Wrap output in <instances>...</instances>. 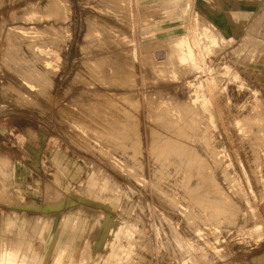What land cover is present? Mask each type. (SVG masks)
Masks as SVG:
<instances>
[{
    "label": "rangeland",
    "instance_id": "rangeland-1",
    "mask_svg": "<svg viewBox=\"0 0 264 264\" xmlns=\"http://www.w3.org/2000/svg\"><path fill=\"white\" fill-rule=\"evenodd\" d=\"M64 1L51 22L39 0L21 3L29 15L19 33L37 37L36 50L58 65L47 97L11 71L12 53L19 69L21 59L38 61L19 56L34 49L13 38V6L0 0V254H13L0 262L60 264L59 240L74 237L65 264H261L264 179L261 189L250 171L260 163L250 166L242 142L264 117V0ZM101 53L125 59L107 63L123 65L118 76L105 75ZM218 211L229 227L204 221Z\"/></svg>",
    "mask_w": 264,
    "mask_h": 264
},
{
    "label": "bare ground",
    "instance_id": "bare-ground-1",
    "mask_svg": "<svg viewBox=\"0 0 264 264\" xmlns=\"http://www.w3.org/2000/svg\"><path fill=\"white\" fill-rule=\"evenodd\" d=\"M2 1H4V0H2ZM7 2H8V4L10 5V6H13L12 7V12L10 13V11H9V15L8 16H10L11 17V22H13V25H11L12 26V29H11V33H13V38L14 37H20V38H23L22 40H25V41H18V42H21V44H23L22 42H26L27 44H26V46L28 47V48H32V49H34V51L33 52H31V51H28L27 49H25V50H27L28 52H25V50L24 51H22V49H20V47L21 46H18V48L20 49V55L19 56H21V54H23V56H27L28 58H36L37 59V61H38V64H31V62L33 61V59H32V61H29L30 59H26L25 57V61L24 60H22L21 59V61H20V64H21V66H22V69H19V68H21V67H18L17 66V63L19 64V62H18V60H19V58H17L16 56H15V54H13L12 53V67H11V71L13 72V74L14 73H16L17 74V72L19 73L20 72V70H22L21 71V78H22V81H24V82H26L27 84H30V85H32V86H34V87H39V88H41L42 90H45L46 91V93L45 94H48L49 96H47V97H50V95H52L53 93H54V90L56 89V86H57V83L59 82V79H60V76H59V70H58V65H56V62L51 58V57H48V55H43V54H40L36 49H38L39 47H38V45H41V44H39L38 43V45L35 43V39L37 38V37H34V36H32V37H30L29 35H26V34H24V32L22 33V32H20L19 33V30H21V31H23V30H26V27L24 26L26 23H25V20L28 18V15H29V12H28V9H29V5H22L21 3H23L25 0H6ZM36 1V0H35ZM115 1H117V0H115ZM60 2H66V1H64V0H39V5H41V6H44L45 7V10L46 9H50V11H48L47 10V19H49V21L51 22V20L52 19H55V21H57V20H60V16H61V12H62V6H61V4H60ZM120 2V1H119ZM31 3H33L32 1H31ZM116 3V2H115ZM117 3H118V1H117ZM8 4H6V6L8 5ZM21 4V5H20ZM114 4V3H113ZM38 5V6H39ZM112 6V5H111ZM8 8V7H7ZM39 8H40V6H39ZM118 8V7H117ZM44 9V8H43ZM71 9V8H70ZM9 10V9H8ZM11 10V9H10ZM32 10V9H31ZM30 10V11H31ZM35 10V9H34ZM108 10H109V8H108ZM41 11V10H40ZM113 11H114V9H113ZM8 12V11H7ZM44 12V11H43ZM42 12V13H43ZM115 12H117V10H115ZM5 13H6V11H5ZM38 13V12H37ZM112 14V13H111ZM114 14H118V13H114ZM112 17V16H111ZM115 17V16H114ZM43 18V17H42ZM117 18V17H116ZM115 18V20L114 21H117V19ZM51 19V20H50ZM22 22H24V23H22ZM62 20V19H61ZM47 22V21H46ZM45 22V23H46ZM121 22V21H120ZM43 23V22H42ZM41 23V24H42ZM48 23V22H47ZM46 23V25H51L52 26V28H54V29H51V27H50V29H51V31L52 30H55V31H57L56 30V27L58 26V25H55V23L54 22H52V23H49V24H47ZM58 23V22H57ZM115 23V22H114ZM117 23H119V21L117 22ZM12 24V23H11ZM58 24H61V23H58ZM9 25V24H8ZM107 25V24H106ZM34 26V25H33ZM45 26V25H44ZM43 25H40L39 24V26H37L38 28L40 27V29H41V31L43 30L44 32H46L47 31V29L49 30V28H47V26H45L44 27ZM114 26V25H113ZM120 26V25H119ZM128 26V25H127ZM9 27V26H8ZM49 27V26H48ZM117 27V26H116ZM25 28V29H24ZM58 28H60V26H58ZM102 28V27H101ZM103 28H105V27H103ZM123 28V27H122ZM121 28V29H122ZM36 28H34V30H35ZM39 29V30H40ZM59 30V29H58ZM98 30H101V29H98ZM6 31V30H5ZM63 31V30H62ZM109 31V30H108ZM9 32V31H8ZM53 32V31H52ZM52 32H50V33H52ZM96 32V31H95ZM6 33V32H5ZM16 35H15V34ZM38 33V32H37ZM37 33H36V35H37ZM47 33V32H46ZM58 34L60 33V31H58L57 32ZM97 33H99V31H97ZM107 33V32H106ZM114 33V32H113ZM117 33V32H116ZM115 33V34H116ZM203 33H204V31H203ZM39 34V33H38ZM53 34V33H52ZM100 34V33H99ZM121 34H123V33H121ZM59 35H61V34H59ZM10 36V35H9ZM8 36V37H9ZM87 36V35H86ZM101 36H104L103 34H101ZM17 37V38H18ZM16 38V39H17ZM90 38V37H89ZM87 39V38H86ZM102 39V38H101ZM10 40H12V39H10ZM35 40V41H34ZM45 40V39H44ZM103 40H105V39H103ZM110 40V39H109ZM102 41V40H101ZM107 41V40H106ZM12 42V41H11ZM16 43V42H15ZM107 43H109V41L107 42ZM18 44V43H17ZM36 44V45H35ZM94 44H96V42L94 43ZM93 44V45H94ZM101 44V43H100ZM99 44V45H100ZM16 45V44H15ZM93 45H92V48H93ZM110 45V44H109ZM108 45V46H109ZM113 45V44H112ZM24 46V45H23ZM26 46H24V47H26ZM43 46V45H42ZM12 47H15V46H10V48H12ZM95 47V46H94ZM100 47V46H99ZM104 47V46H103ZM121 47V46H120ZM125 47V46H124ZM22 48V47H21ZM44 48V47H43ZM98 48V47H97ZM97 48H95L96 49V51H97ZM114 48H116V47H114ZM118 48V47H117ZM18 49V50H19ZM31 49V50H32ZM98 49H100V48H98ZM104 49V48H103ZM11 50V49H10ZM30 50V49H29ZM109 50H110V48H109ZM211 50V49H210ZM11 51H13V50H11ZM17 51V50H16ZM119 51V50H118ZM21 52H24V53H21ZM119 52H121V49H120V51ZM119 52H117V53H119ZM107 53V52H106ZM11 54V53H10ZM25 54V55H24ZM116 54V53H115ZM115 54H111L112 56H114ZM17 55V56H18ZM107 55H109V56H111L110 55V53L109 54H107ZM117 55V54H116ZM8 56V55H7ZM6 56V57H7ZM100 56V58H102L101 60L98 58ZM97 58V61L96 62H98V60H100V62H102V60H103V62H104V64H102V65H100V66H102V67H104V65H105V68H104V72H106V74L105 75H109V76H118L119 74H120V71L122 72V68H119L120 66H122L123 67V62L122 61H124L125 59H122V61L121 60H112V58L111 57H104L105 56V54L104 53H101L100 55H99ZM117 58H119L120 56H116ZM115 57V58H116ZM122 57V56H121ZM130 57V56H129ZM141 57V56H140ZM91 58V57H90ZM95 58V57H94ZM114 58V57H113ZM10 59V58H9ZM18 59V60H17ZM96 59V58H95ZM119 59H121V58H119ZM139 59V58H138ZM93 60V58H91V61ZM94 61V60H93ZM94 61V62H95ZM111 61H113L112 63H114V62H116V61H121L120 63H122V64H120V63H118V64H120V66H118V65H116L117 63H115L111 68H113V67H115V65H116V67H115V69H111L110 68V66H109V68L107 69L106 68V66H107V63H109V62H111ZM191 61H192V59H191ZM83 62V61H82ZM88 62V61H87ZM125 62V61H124ZM34 63H35V60H34ZM99 63V62H98ZM111 63V64H112ZM127 63V62H126ZM87 64V63H86ZM9 65V64H8ZM92 65H93V63H92ZM97 64H95V66H96ZM108 65H110V64H108ZM132 65V64H131ZM150 65V64H149ZM86 66V65H85ZM151 66V65H150ZM89 67H91V66H89ZM6 68H8V67H6ZM86 68H87V66H86ZM125 68V67H124ZM147 68V67H146ZM88 69V68H87ZM87 69H86V72H87ZM103 69V68H102ZM111 69V70H110ZM158 69V68H157ZM99 71H100V68L98 69ZM94 71V70H93ZM10 72V71H9ZM89 72V71H88ZM104 72L102 73V74H104ZM130 72V71H129ZM183 72V71H182ZM100 73V72H99ZM93 75L95 74V72H93L92 73ZM92 74H90V76L92 77L93 75ZM96 74H98V73H96ZM15 76H17V75H15ZM87 76V75H86ZM90 76H88V77H90ZM98 76V75H97ZM102 76V75H101ZM156 76V75H155ZM80 77V76H79ZM95 77V79H96V76L94 75L93 76V78ZM106 77V76H105ZM120 77V76H119ZM154 77V76H153ZM183 77V76H182ZM93 78H91V79H93ZM101 78V77H100ZM100 78L98 79V80H100ZM103 78V77H102ZM118 78V77H117ZM155 78V77H154ZM18 79V78H17ZM17 79H15V80H17ZM87 78H85V80H86ZM78 80V79H77ZM102 80V79H101ZM112 81H115L114 79H111ZM110 80V81H111ZM80 81V80H79ZM95 81V80H94ZM93 81V82H94ZM97 81V80H96ZM108 80H106V82H107ZM109 81V82H110ZM92 82V81H91ZM117 83L119 82V80L118 81H116ZM116 82H115V84H116ZM125 82V81H124ZM148 82V81H147ZM80 83V82H79ZM82 83V82H81ZM111 83H113V82H111ZM21 84V83H20ZM82 84H84V83H82ZM85 84H90V82H88V83H85ZM84 84V85H85ZM94 84V83H93ZM99 84V83H98ZM105 84H107V83H105ZM119 84H120V82H119ZM126 84V83H125ZM9 85H13V84H9ZM110 85V84H109ZM112 85V84H111ZM110 85V86H111ZM123 85V84H122ZM14 86V85H13ZM22 86H23V84H22ZM99 86H101V84H99ZM98 86V87H99ZM113 86V85H112ZM114 86H116V85H114ZM118 86V85H117ZM121 86V85H120ZM180 86V85H179ZM16 87V86H15ZM24 87V86H23ZM122 87V86H121ZM89 88H90V86H89ZM92 88V87H91ZM94 89H95V87H93ZM118 88V87H117ZM179 87H177L176 89H178ZM182 88V87H181ZM9 89H10V87H9ZM41 89H39V91L41 90ZM101 89V88H100ZM11 90H13V88L11 87V89H10V91ZM14 90H16L17 92H15ZM13 91L17 94V93H23L24 91H20V90H18V88L17 89H14ZM180 90V89H179ZM13 91H12V93H13ZM19 91V92H18ZM135 91V90H134ZM181 91V90H180ZM44 92V91H43ZM48 92V93H47ZM82 92V91H81ZM11 93V94H12ZM39 93V92H38ZM90 93H92V92H90ZM95 93V92H94ZM98 92H96V94H97ZM7 94V93H6ZM24 94V93H23ZM99 94H100V92H99ZM15 95V94H14ZM39 95V94H38ZM41 95V94H40ZM198 95V94H197ZM18 96H20V97H22V95H18ZM92 96V95H91ZM94 96H95V94H94ZM159 96V95H158ZM11 97V96H10ZM27 97H30L29 95H27ZM115 97H116V95H115ZM114 97V98H115ZM134 97V96H133ZM184 97V96H183ZM117 99H118V97H116ZM173 98V97H172ZM98 99V98H97ZM96 99V100H97ZM109 99V98H108ZM177 99V98H176ZM18 100V99H17ZM114 100V99H113ZM92 101V100H91ZM105 100H103V101H101V102H104ZM109 101V100H108ZM108 101H106V102H108ZM184 101V100H183ZM105 102V103H106ZM183 103V102H182ZM264 103V102H263ZM27 104H29V102L27 103ZM26 104V105H27ZM113 104H115V102L113 103ZM31 105V104H30ZM89 105V104H88ZM94 105V104H93ZM100 105V104H99ZM99 105H97V106H99ZM263 105V104H262ZM87 106V105H86ZM261 106V105H260ZM38 107V106H37ZM90 107V106H89ZM100 107V106H99ZM102 107V106H101ZM184 107V106H183ZM188 107V106H187ZM25 108V107H24ZM117 108V107H116ZM249 108H252L251 106L249 107ZM105 109H107V108H105ZM245 109V108H244ZM103 110V109H102ZM113 110V109H112ZM249 110V109H248ZM261 110V109H260ZM263 110H264V108H263ZM93 111V110H92ZM99 111V110H98ZM101 111V110H100ZM199 111V110H198ZM262 111V110H261ZM73 112V111H72ZM71 112V113H72ZM90 112V111H89ZM94 112V111H93ZM92 112V113H93ZM193 112V111H192ZM251 112L252 111H250V114H251ZM255 112V111H254ZM253 112V113H254ZM88 113V112H87ZM117 113V112H116ZM123 113V112H122ZM252 113V115H254ZM257 113V112H256ZM261 112L259 111V114H260ZM263 113V112H262ZM261 113V114H262ZM73 114V113H72ZM94 114V113H93ZM104 114H105V112H104ZM109 114V113H108ZM112 114H114V112H112ZM78 115V114H77ZM80 115V114H79ZM102 115H103V113H102ZM256 115V114H255ZM263 115V114H262ZM195 116V115H194ZM261 116V115H260ZM100 117H102V116H100ZM104 117H105V115H104ZM111 117V116H110ZM259 117V116H258ZM78 118V117H77ZM95 118H97V116H95ZM109 118V117H108ZM116 118H118V117H116ZM155 118V117H154ZM83 119V118H82ZM100 119H104V118H100ZM107 119V118H106ZM111 119V118H110ZM171 119V118H170ZM251 119V118H250ZM259 119H261V123H259ZM121 120V119H120ZM253 120V119H252ZM110 121V120H109ZM108 121V122H109ZM111 121H113V120H111ZM111 121H110V123H111ZM116 120H114L113 122H115ZM74 122V121H73ZM91 122V121H90ZM99 122V121H98ZM107 122V121H106ZM106 122H105V124H106ZM112 122V123H113ZM120 122V121H119ZM115 125H116V123H114ZM118 124V123H117ZM173 124V123H172ZM197 124H200V123H197ZM101 125V124H100ZM108 125V127H110L111 125H113V124H107ZM110 125V126H109ZM115 125H113V126H115ZM119 125V124H118ZM118 125H116V126H118ZM121 125V124H120ZM249 125H251V124H249ZM103 126H105V125H103ZM113 126H111L112 128H113ZM115 126V127H116ZM160 126H162V125H160ZM176 126V125H175ZM182 126V125H181ZM189 126V125H188ZM93 127V126H92ZM96 127V126H95ZM107 127V128H108ZM110 127V128H111ZM172 127V126H171ZM187 127V126H186ZM193 127H194V125H193ZM97 128V127H96ZM99 128V127H98ZM101 128V130H102V127H100ZM107 128H105V130L107 131ZM118 128H123V127H118ZM117 127H116V129H118ZM68 129V128H67ZM93 129H95V128H93ZM97 130V129H96ZM115 130V129H114ZM120 130V129H119ZM249 134L247 135V138H246V140L248 141V142H245L244 141V143L242 142V147H243V152H245V154H246V156H247V159H248V161H249V163H250V166L253 164V163H255V164H257L258 162L260 163V166H259V169H256L254 166V169H253V167L251 168V167H249V168H251L252 170H250L251 172H253V176H254V179L256 180V182L258 183V185H259V187L262 189V182H261V180H263L264 179V117L262 118H255V121H254V123H253V125L251 126V127H249ZM98 131V130H97ZM112 131V130H111ZM117 131V130H116ZM120 131H122V130H120ZM169 131V130H168ZM171 131V130H170ZM175 131V130H174ZM248 131V130H247ZM108 132V131H107ZM110 132V131H109ZM170 133V132H169ZM246 133H244L243 135H245ZM169 135V134H168ZM183 135H184V133H183ZM120 136H121V134H120ZM163 136V135H162ZM194 136V135H193ZM193 136H191V137H193ZM186 137V136H185ZM244 137V136H243ZM238 138H239V136H238ZM237 139V138H236ZM152 140V139H151ZM244 140V139H243ZM168 141V140H167ZM175 142V141H174ZM240 142V143H241ZM156 143H158V142H156ZM166 143V142H165ZM177 143V142H176ZM188 143V142H187ZM160 144V143H159ZM155 145V144H154ZM169 145H171V144H168V146ZM174 145H176L175 143H174ZM173 145V146H174ZM166 146V145H165ZM171 147V146H170ZM182 147V146H181ZM153 148V147H152ZM167 148V147H166ZM166 148H163V149H166ZM175 148V147H174ZM169 150H167V151H170V150H173V147L172 148H168ZM182 149V148H181ZM181 149L179 148V151H181ZM184 149V148H183ZM160 151H162V150H160ZM173 151H178V150H173ZM178 151V152H179ZM183 151V150H182ZM156 152V151H155ZM163 152H165V151H163ZM171 153H174V152H172V151H170ZM170 152H168V153H170ZM184 152V151H183ZM159 153V152H158ZM161 153V152H160ZM160 153L158 154V155H160ZM166 153V152H165ZM170 153V154H171ZM175 154H177V153H174V155ZM185 154V153H184ZM226 154V153H225ZM255 155V158L258 160V161H255L256 159H254V161H253V159L251 158V156L252 155ZM157 155V156H158ZM163 156L165 155V154H162ZM174 155H172V156H170L169 154H167V158L168 159H170V157H173ZM181 155L183 156V154L181 153ZM187 155V154H186ZM157 156L155 155V157L157 158ZM161 156V155H160ZM166 156V155H165ZM179 156V155H178ZM182 156H179V158L180 157H182ZM126 157V156H125ZM159 157V156H158ZM176 157V156H175ZM174 157V158H175ZM254 157V156H253ZM160 158H162V157H160ZM182 158H186L185 157V155H184V157H182ZM129 159V158H128ZM173 158H171V160H172ZM162 160V159H161ZM161 160H158V161H161ZM163 160H165V157H164V159ZM162 160V162H164ZM176 160H178V159H176ZM181 160V159H180ZM183 160V159H182ZM181 160V161H182ZM186 160V159H185ZM202 160V159H201ZM215 160V159H214ZM167 162L169 161V160H166ZM165 161V162H166ZM187 161V160H186ZM190 161H191V159H190ZM171 162V161H170ZM173 162H175V161H173ZM180 162V161H179ZM179 162H178V164H179ZM183 162V161H182ZM181 162V163H182ZM244 162V161H243ZM199 163V162H198ZM154 164V163H153ZM183 164H186V163H184L183 162ZM187 164H188V162H187ZM193 164V163H192ZM248 164V163H247ZM156 165V164H155ZM161 165V164H160ZM163 165V164H162ZM166 165V164H165ZM169 165V164H168ZM246 165V164H245ZM180 166H183L182 164L180 165ZM194 166V165H193ZM256 166V165H255ZM166 167V166H165ZM169 167V166H168ZM184 167V166H183ZM186 167H187V165H186ZM189 167V166H188ZM187 167V168H188ZM170 168V167H169ZM174 168V167H173ZM179 168V167H178ZM182 168V167H181ZM187 168H185V170L187 169ZM192 168V167H191ZM190 168V169H191ZM156 169V168H155ZM189 169V168H188ZM187 169V170H188ZM193 169V168H192ZM220 169V168H219ZM246 169V168H245ZM165 170H166V168H165ZM174 170V169H173ZM172 170V171H173ZM179 170V169H178ZM177 170V171H178ZM183 170H184V168H183ZM194 170V169H193ZM223 170V169H222ZM153 171V170H152ZM167 171V170H166ZM192 171V170H191ZM160 172V171H159ZM158 172V173H159ZM165 172V171H164ZM187 171H185V173H186ZM194 172V171H193ZM158 173H156V174H158ZM173 173V172H172ZM188 173V172H187ZM190 173V172H189ZM225 173V172H224ZM163 174V173H162ZM162 174H160V175H162ZM170 174V173H169ZM179 174V173H178ZM197 174V173H196ZM201 174V173H200ZM155 175V174H154ZM167 175V174H166ZM223 175V174H222ZM221 175V176H222ZM245 175V174H244ZM251 175V174H250ZM168 176V175H167ZM174 176V175H173ZM226 176V175H225ZM252 176V177H253ZM158 177V176H157ZM219 177V176H218ZM166 178V177H165ZM168 178V177H167ZM183 178V177H182ZM185 178V177H184ZM183 178V179H184ZM164 179V178H163ZM176 179V178H175ZM210 179V178H209ZM246 180H247V178H246ZM251 180V179H250ZM254 180V181H255ZM198 181H199V179H198ZM169 182V181H168ZM190 182V181H189ZM229 182V181H228ZM264 182V181H263ZM196 183V182H195ZM253 183V182H252ZM167 184V183H166ZM168 184H170V183H168ZM176 185V184H175ZM183 185V184H182ZM181 185V186H182ZM256 185V184H255ZM194 186V185H193ZM249 186V185H248ZM10 187V186H9ZM186 187V186H185ZM188 187V186H187ZM177 188V187H176ZM182 188V187H181ZM192 189H193V187H191ZM201 188V187H200ZM190 189V187L187 189V193H188V190ZM249 189V188H248ZM260 189V190H261ZM178 190V189H177ZM259 190V191H260ZM185 191V190H184ZM252 192V191H251ZM250 192V193H251ZM238 193V192H237ZM260 193V192H259ZM56 194V193H55ZM253 194V193H252ZM262 194V193H261ZM179 195V194H178ZM194 195V194H193ZM260 195V194H259ZM187 196V195H186ZM189 196V195H188ZM192 196V195H191ZM195 196V195H194ZM263 196V195H262ZM50 197V196H49ZM236 197V196H235ZM260 197V196H259ZM1 198V197H0ZM192 198V197H191ZM195 198V197H194ZM254 198V197H253ZM193 200V199H192ZM197 200V199H196ZM200 199H198V201H199ZM240 200V199H239ZM255 200V199H254ZM167 201V200H166ZM178 201H179V199H178ZM261 201V200H260ZM262 201H264V200H262ZM192 202V201H191ZM193 202H196L195 200L193 201ZM241 202V201H240ZM239 202V203H240ZM169 203V202H168ZM177 203V202H176ZM200 203H201V201H200ZM203 203V202H202ZM201 203V204H202ZM188 204V203H187ZM196 204H197V202H196ZM205 204V203H204ZM203 204V205H204ZM219 204V203H218ZM243 204V203H242ZM183 205V204H182ZM168 206V205H167ZM218 206V205H217ZM228 206H232V205H227L226 204V209L227 208H229ZM235 206V205H234ZM243 206V205H242ZM241 206V207H242ZM245 206V205H244ZM187 207V206H186ZM173 208H174V206H173ZM219 208H220V206H219ZM218 208V209H219ZM231 208V207H230ZM238 208V207H237ZM194 209V208H193ZM205 209V208H204ZM207 209V208H206ZM220 209H222V207L220 208ZM223 210V209H222ZM198 211H200V210H198ZM197 211V212H198ZM204 211V210H203ZM203 211L201 212V213H203ZM206 211H208V209L206 210ZM205 211V212H206ZM223 211H225V209L223 210ZM228 211H230V210H228ZM237 211H239V210H237ZM196 212V211H195ZM204 212V213H205ZM210 212V211H209ZM200 213V212H199ZM199 213H197V214H199ZM212 214H213V211L211 212ZM211 213H209V214H211ZM215 213H217V212H215ZM214 213V214H215ZM218 213L219 214H217V216H213L212 214L211 215H206V219H204V221L205 220H209V221H211L215 226H218V227H220L221 229H222V227L224 226L225 228H227V227H229V223H227L226 222V219L224 220V217H222L223 216V212L221 213V211L219 212L218 211ZM221 213V214H220ZM231 213H232V211H231ZM231 213L229 212V214H227V215H231ZM240 213V212H239ZM239 213H238V216H237V214L236 215H233V217L235 216V218H236V216H237V218H240V216L241 215H239ZM242 213V212H241ZM240 213V214H241ZM206 214H208V212L206 213ZM235 214V213H234ZM195 215H196V213H195ZM204 214H202V216H203ZM219 215V216H218ZM201 216V215H200ZM199 216V217H200ZM201 216V217H202ZM198 217V216H197ZM200 217V220L202 219ZM229 217V216H228ZM227 218V217H226ZM235 218H233V219H231V216H230V219L231 220H233L234 221V219ZM261 218V217H260ZM228 220H229V218H227ZM192 220V219H191ZM203 220V219H202ZM202 220H201V223H200V225L202 224ZM236 220V219H235ZM239 221H237L236 220V222H238V223H240V219H238ZM243 220V219H242ZM203 221V222H204ZM209 221H207L208 223H209ZM225 221V222H224ZM203 223V224H208V223ZM211 222H210V224H211ZM225 223V224H222V223ZM261 222V221H260ZM193 223V222H192ZM195 223V222H194ZM238 223H235V224H238ZM209 224V225H210ZM212 225V224H211ZM242 226H243V223L241 224ZM260 225H262V224H260ZM206 226V225H205ZM227 226V227H226ZM209 227V226H208ZM214 227V226H213ZM239 227V226H238ZM238 227H235L236 229H238ZM210 228V227H209ZM219 229V228H218ZM199 230V229H198ZM239 230V229H238ZM237 230V231H238ZM207 231V230H206ZM205 231V232H206ZM225 231H227L226 229H225ZM237 231H236V233H237ZM222 232V231H221ZM239 232V231H238ZM225 233V232H224ZM240 233V232H239ZM31 234V233H30ZM191 234V233H190ZM207 235V234H206ZM236 235H238V234H236ZM30 237V236H29ZM34 237V236H33ZM30 239V238H29ZM74 240H75V238L74 237H72V238H69L68 240H67V244H64V243H62L63 241H62V239H60L59 240V242H61V244H57V247H56V250H55V252H54V256H53V261L52 262H54V263H56V262H58L59 261V263L60 264H65L66 262H67V258H66V256L65 255H67V253H69V251H70V246L74 243ZM209 240V239H208ZM201 243H202V241H200ZM4 243V242H3ZM12 243V242H11ZM17 244V243H16ZM25 246V245H24ZM23 247V246H22ZM198 247V246H197ZM24 249V248H23ZM22 250V249H21ZM23 251V250H22ZM25 251V250H24ZM10 252H11V250H10ZM13 252V251H12ZM16 253V252H15ZM11 254L12 253H5L4 255H2V254H0V256L1 257H11ZM13 255V254H12ZM22 254H20V255H18V256H21ZM25 255V254H24ZM115 255H116V253H115ZM114 255V256H115ZM28 259V258H27ZM115 260V259H114ZM19 261V260H18ZM17 261V262H18ZM29 261V260H28ZM113 261V260H112ZM111 261V262H112ZM118 261V260H117ZM110 262V263H111ZM114 262V261H113ZM6 262L4 261V260H2L1 262H0V264H5ZM112 264V263H111ZM115 264V263H114ZM245 264V263H244ZM261 264H264V260H263V262L261 263Z\"/></svg>",
    "mask_w": 264,
    "mask_h": 264
},
{
    "label": "crops",
    "instance_id": "crops-1",
    "mask_svg": "<svg viewBox=\"0 0 264 264\" xmlns=\"http://www.w3.org/2000/svg\"><path fill=\"white\" fill-rule=\"evenodd\" d=\"M199 3H201V2L199 1ZM202 6H203L205 12H206L208 15H214V14H216V12H217V10H214L213 12H207V11H206V7H207V6L210 7V6L207 5L206 3H202ZM196 9H197V8H196ZM216 9H217V7H216ZM225 31H226V33H227L228 29L226 28ZM182 37H183V36H182L181 33H176V34L173 35V38H178V40L181 39ZM257 56H259V57L264 56V49H263V50H262ZM14 173H15V178H16V179H17V177L20 178L21 173H20V176H17L16 174H19V172H18V170H17L16 168H15ZM19 178H18V179H19ZM18 179H17V180H18Z\"/></svg>",
    "mask_w": 264,
    "mask_h": 264
}]
</instances>
